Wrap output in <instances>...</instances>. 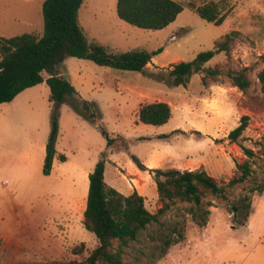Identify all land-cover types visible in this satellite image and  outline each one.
Wrapping results in <instances>:
<instances>
[{
  "label": "rangeland",
  "instance_id": "obj_1",
  "mask_svg": "<svg viewBox=\"0 0 264 264\" xmlns=\"http://www.w3.org/2000/svg\"><path fill=\"white\" fill-rule=\"evenodd\" d=\"M43 1L0 0V40L23 34L40 37ZM174 1L183 8L176 20L162 30L151 31L120 20L116 0H83L78 23L88 43L101 45L114 55L133 50L162 52L152 58L145 74L88 60H65L67 78L82 99L96 105L100 119L93 125L67 104L59 107L50 175L42 173L43 146L51 131L49 88L38 85L0 104V264H87L98 245L82 225L88 174L108 148L97 126L115 140L113 153L104 157V181L127 196L128 184L122 175L137 168L131 157L144 160L149 150L162 149L166 142L160 137L176 130L181 122L190 124L191 129L175 131L173 147L176 151L192 150L190 169L205 167L224 188V195L204 199L212 204L204 227L196 224L190 204L172 206L129 243L123 264H264V191L259 192L264 189V95L257 80L264 56V0ZM203 6L225 16L222 24L201 19L195 9ZM232 32L236 34L229 51L215 54L186 88L151 77H167L171 65L214 51ZM244 68L250 87L242 94L229 75ZM209 70L214 73L209 75ZM216 91L224 94L223 116H206L215 114ZM155 101L183 104L187 116L170 106L174 111L166 124L141 123L140 106ZM242 116L249 117L248 126L237 144L231 143L227 136ZM239 145L254 153L252 173L243 183L228 187L235 164L247 160ZM61 155L64 162L59 160ZM130 178L143 186L139 189L129 179L135 192L147 184L145 177ZM144 196L146 209L156 213L159 206L152 204L157 199L153 184L144 190ZM242 196L250 199L245 223L241 214L231 213V206Z\"/></svg>",
  "mask_w": 264,
  "mask_h": 264
},
{
  "label": "trees",
  "instance_id": "obj_2",
  "mask_svg": "<svg viewBox=\"0 0 264 264\" xmlns=\"http://www.w3.org/2000/svg\"><path fill=\"white\" fill-rule=\"evenodd\" d=\"M83 0H44L41 6L43 32L40 37L23 34L0 40V104L11 102L26 89L45 82L49 88V101L52 103L51 131L45 148V159L42 173L50 175L55 155L57 137L58 109L67 104L83 120L95 125L100 116L96 105L80 97L66 76L64 62L68 58L88 60L98 66L121 71L145 74L152 58L161 53L158 49L152 53L143 50L114 55L105 47L88 43L78 23V10ZM182 6L174 0H116L117 17L125 23L142 30L158 31L173 23L182 12ZM195 13L204 21L216 26L222 24L225 16H218L213 7L203 6ZM232 32L216 44L214 51L202 52L191 62L181 61L171 65L167 77L151 75L152 78L165 81L169 86L184 88L194 74L202 71L215 54L228 52L233 41ZM263 67L257 73L260 91L264 95V56H261ZM245 68L229 75L234 87L245 94L250 87V80L245 75ZM214 73L209 70V75ZM44 74L47 78L45 79ZM172 116L171 107L164 102L155 101L140 106L138 119L141 123L152 126L166 124ZM249 117L242 116L239 125L229 132L227 139L237 144L248 126ZM110 147L115 143L113 138L101 126H97ZM168 136L160 138L166 139ZM261 146L264 147V138ZM247 158L235 164V172L228 182V187L241 184L252 173V150L239 145ZM105 154L96 163L88 176V192L83 212L82 225L97 240V247L86 259L87 264H123L124 249L129 243L137 240L139 234L147 227L159 221V217L177 203L190 204V212L195 216L199 227L206 225L210 214V202H204L207 195L223 197L224 188L217 180L203 169L197 170H149L157 192L158 209L149 212L144 205V198L137 192L123 196L104 181ZM140 171H147L135 156L131 157ZM64 162V156H59ZM264 189L259 192H263ZM234 216L241 214L242 223L250 215L249 196H242L231 206ZM169 242L165 245L169 247Z\"/></svg>",
  "mask_w": 264,
  "mask_h": 264
},
{
  "label": "crops",
  "instance_id": "obj_3",
  "mask_svg": "<svg viewBox=\"0 0 264 264\" xmlns=\"http://www.w3.org/2000/svg\"><path fill=\"white\" fill-rule=\"evenodd\" d=\"M150 65H151V63H149L147 65L146 69H148V67H150ZM46 78H47V76L45 77V79ZM70 83L72 84L71 81H70ZM39 85L42 86V87L43 86H47L45 84V82H43L42 84H39ZM218 88H220V87H218ZM210 89H211L210 86H209L208 89H205L207 94H208V92H210ZM213 95H215V97H216V99H215L216 100L215 101L216 102L215 114H208L206 116H223L224 94L222 92L216 91V93L215 94L213 93ZM186 98H188V97L186 96L184 99H186ZM167 104H169V106H172V107L174 106L175 109H179V110H176V111H178L182 116H187V115L184 114L183 108H181L183 106V104H181V105H173L172 103H167ZM171 110H172V112L174 111L173 108ZM188 116H189V114H188ZM176 128H177L176 130L172 131L171 133H169L167 135L168 137L164 140L166 142L165 143L166 145L162 149L149 150L148 154H147V157L144 160H140L137 157L139 159V161L147 169V171H140L138 168H131V173H126V174L122 175V178L125 179L127 181V184H128V195H130V194H132L134 192L132 190L133 187H132L129 179L133 181V185L135 187H137L139 189L143 188V186H142V184L140 183L139 180L131 179L130 177L142 176V177H145L147 179V184L144 187V189L142 191H138L137 190V193L144 198V205H145L144 190H146L151 184H153V189L156 190V187H155V184H154L153 178H152L153 174L149 173V170H156V169H161V170L178 169V170H181V171H184V170L192 171V170H194V169H190L191 164L189 162V157H190V155L192 153V150L176 151L175 148L173 147V141L176 140V137H175L176 134H174V132L181 129V131H182L181 133H185L188 129H191V125L188 124L187 122H184V123L181 122V123H179V125ZM179 135L180 136H185L183 134L182 135L179 134ZM124 141H125V139H124ZM136 141L137 142H141L140 138H137ZM112 146L108 147L106 149V151H105L107 159H108V156L113 153V147ZM43 148L45 149L46 145L43 146ZM108 162H110V161H108ZM105 170H106V164H105ZM204 170H205V167H204ZM89 174H88V176H89ZM104 174H105V172H104ZM157 200H158V197H157V199L155 198L153 203H152L154 205V207L157 204ZM78 203H80V202H78ZM84 209H85V207H84ZM151 213H153V212H151Z\"/></svg>",
  "mask_w": 264,
  "mask_h": 264
}]
</instances>
